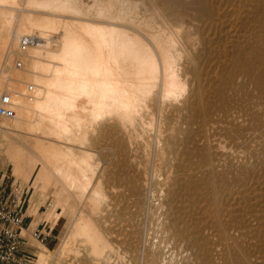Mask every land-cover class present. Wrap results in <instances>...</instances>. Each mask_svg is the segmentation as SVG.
<instances>
[{"label":"bare ground","instance_id":"bare-ground-1","mask_svg":"<svg viewBox=\"0 0 264 264\" xmlns=\"http://www.w3.org/2000/svg\"><path fill=\"white\" fill-rule=\"evenodd\" d=\"M157 1L94 0V2L90 5L84 3L82 0H0V96L3 92L9 93L12 101L11 106L16 110V115L14 118H3L5 120L3 124L0 125V128H5L3 129L5 131L3 132L5 136H10L12 133L13 135H15V132H24L32 136V139L26 138L25 136L20 138L22 139V141L32 142L33 147L35 149L33 150L34 152H31L32 154H26L22 149L18 148V151L15 150L16 147H19V145H16V147L13 149V152L15 150L13 156L15 158V166L14 163L13 166L16 168L14 169V171L16 170L17 172L22 173H34L33 170L35 168H38L39 180L40 178L43 179V177L44 179H46L47 177L49 179H55L56 183L61 188V193L65 195V199H67L69 195L75 198L74 202L76 200V203L73 204V207L77 205L79 199H87L86 205L88 207V210L86 211L85 209L82 210L79 208L80 215L76 220L73 221V225H70L72 228L70 231H68V237L66 240H64L65 238L63 239L64 241L62 242L61 248L59 249L60 252H63V256H57V258L54 259L55 264H67V262L64 260V257L66 258V256H64L66 255L64 254V252H67V250L70 249L71 251L72 249L74 250V247L76 245H74V243L78 239L82 242L81 244L85 246L86 251H89L88 254H91L92 256H94V258H96V264H109L106 262V260H108L106 259V257V260H100L101 257L104 258L105 251L107 249H112L117 254V262L115 263L126 264L127 262H133V258L135 260V256L130 254V250L126 246H124L128 245V242H130L128 241V234H133L134 237H136V240L133 243L134 245L132 246L134 247V250H136V248L142 244H144L145 248L154 245L151 243L152 234L156 237H159L161 235L162 241H160L156 245L158 246V248L153 250L152 253V255L157 256V258L159 259L158 261L160 262L163 261V245L160 243H163L164 241L168 242L167 236L169 235H175L176 237L171 236L172 239L175 238V242L179 243L182 247L191 249L195 246L194 243L192 245L189 241H187L188 238H186V234L184 232L185 230L181 228V225L177 224L180 228L179 231L175 230V233L172 232L169 228L170 223L172 221L170 217L173 214V205L170 204L167 197L170 195V188L174 184L173 180L178 174V169H180V167L179 164H177L175 161L176 159H178L179 150L174 148V145L168 146L169 142L165 143L164 141V133L167 130L165 128V121L168 114L167 111H169L171 107L177 109L180 113L183 109H188V106L191 104L192 107L193 105H197L196 107H198L199 109H201V106L203 107V105H201V97L196 96L194 85H192L188 77H186L182 73V68L183 66H185L184 64L186 62H191V59L193 58L185 35V31L187 29L186 25H189V19H187V17H192L189 15L192 12H188L192 8L194 9L195 14L193 15L196 16H193L191 18L194 20L198 19V16L202 17L210 13L211 17H213L212 21L214 22H219L223 20L226 15H228L227 17H234L235 20H238L242 24H245L248 23V21L250 22L251 20H254L256 22L257 12L260 13L264 11V0H160L161 5H165L172 9V16L165 14ZM144 5H146V7ZM143 6L145 7V9H143ZM176 7L178 9H175ZM43 11L47 12L48 14L42 13ZM210 14L208 19L210 18ZM84 16H94L96 18H104L112 21L116 20L123 23L126 22V24L130 23L136 26L138 29L143 30L146 33V37L148 39H146L144 35H142L139 31H134L130 28L122 27L119 25L112 26L111 24L103 25L99 23H93V21L91 22L90 20L85 21L79 19L81 17L83 18ZM205 20L207 19H204L203 22H205ZM225 21L228 22V19H225ZM206 23H203V25H206ZM232 23L235 22L232 21ZM232 26L230 27L232 28ZM199 28L201 29L203 28V26ZM206 30L204 32L207 33ZM199 31L200 30L198 29V32ZM263 31L264 29H261V32ZM24 35H35L37 39L25 50H18L20 39ZM206 35L205 37L207 38ZM198 36L201 37V32L200 34L198 33ZM201 39L203 38L201 37ZM252 41L250 45H242V50L245 51V55H248L250 57L255 56L249 60H246L245 66L247 67L251 65L250 61L258 59L262 60L264 58V51H257L255 49V45L258 43V38L252 39ZM198 42H200V40ZM194 48L197 49V47ZM222 52L223 50H221V53ZM6 56L7 59L9 58V61L4 64ZM16 57L22 59L23 66L18 67L16 65V68L14 69V67L12 66L14 65V63L12 64V62ZM221 57L224 56L221 55ZM227 57L229 56L227 55ZM213 64L215 63L213 62ZM213 64H210V67H212ZM252 65L254 67L253 63ZM262 67H258L256 69H261ZM253 74L254 77L257 79V82H261V84L259 85L264 87V71L262 72L259 70ZM216 78L218 77H215V79ZM255 78H253V80H256ZM248 80H251V78ZM220 81L224 82L222 79ZM208 82L211 83L213 82V80L211 82ZM252 87L253 86L249 87V90L250 88L252 90ZM259 87L260 86H258L257 89H259ZM198 88H200V86ZM221 91L220 95L218 96L222 95ZM261 95L263 96V94ZM237 96H239V94ZM260 97L261 96H259V98ZM252 98L253 96L251 97V99ZM218 100L220 101V99ZM239 100L237 101V103H239L240 105L242 102L240 103ZM249 103L244 104L247 105ZM236 105L239 106L238 104ZM262 105H264V102ZM258 106L260 107V105ZM240 108L241 107H239L238 109ZM158 109L159 118L157 119V121L155 115ZM254 109L255 108H253V110ZM218 111L219 112L216 113L215 116L211 118L209 117L210 119L206 121V126L201 136V140L208 145L210 141H208V139H210V137H212L213 135H216L220 123L222 124L223 122H230L231 124V121L236 117V112H239L238 110L234 109L233 105H230L228 103L221 107L220 110L218 109ZM250 111H252L251 108ZM246 112L244 113L246 114ZM251 113L252 112H250V114ZM238 114L240 113H237V115ZM244 116L245 115H243V118L245 119ZM257 117L260 116L258 115ZM243 118L241 117L239 121ZM179 120L172 126L171 129L172 134L174 135V143L176 144V146H179L181 144L178 140H176V138L181 137L182 133L184 134V124H190L192 122V118L191 116L189 117L185 115V119H182V122H180ZM258 120L255 122H258L259 126L260 120ZM245 121L249 120L246 119ZM236 122L239 123L238 121ZM110 123L117 124L124 132H126L129 138V143L131 145L135 141H137V139L141 138L144 141L143 150L147 157H149V155L151 154V132L156 131L155 140L153 141L156 142V158L153 168L150 170V168L148 169V166H146L145 168L147 169H145L140 174H138V176H136L134 186L132 188L134 193L131 191L132 194H134L132 197H134V205L136 206V208L135 211H133L134 213L130 220L126 219L123 223L124 231L120 233L122 238L119 242H117V247H114V244L108 236V234L110 233L106 227V224H108L107 217L105 216L100 221L102 223H100L98 219L95 218L94 214L99 212V210H107L106 206L108 201V193L106 192L105 187L103 186L101 178L97 176L99 167L98 162L100 161L96 162L94 159V155L88 150L84 149V147H86V145H88L90 141L91 134H94L101 124ZM248 124L250 125V123ZM255 125L253 127H255ZM232 127L233 126H231V129ZM249 127H251V125ZM249 127L247 129H249ZM236 129H234L233 132L235 135ZM262 129H264L263 126ZM250 130H252V127ZM227 133L228 132L226 131V135ZM241 133L243 134V132ZM222 134L224 135V133ZM244 134L246 135V133ZM13 137L14 136H12V138ZM223 137H225V135ZM253 141L254 140H252V142ZM261 141L262 140H260V142ZM10 143L11 142H9L8 146L10 145ZM9 147H11V145ZM138 148L140 147L137 146V149ZM225 148L227 149L226 146ZM90 150H92V148H90ZM257 150H259L260 152V149ZM149 160L150 159H148V161ZM204 161L205 165L211 169L214 168V166L219 162L218 159L212 158L206 159ZM212 174L213 173H211V175ZM17 175L19 176V174ZM242 180L244 181V179ZM44 182L46 184L47 181L44 180ZM57 184L56 186H58ZM212 187L214 188V186ZM54 189H56V187ZM244 190H241L243 194H245ZM59 193L60 192H58L57 194ZM259 193L257 195H259ZM260 197L262 198V196ZM56 200H58V198ZM253 201L255 200L253 199ZM257 202H259V200ZM234 204H236V202ZM126 205L128 206L127 203ZM257 205H262V203H257ZM253 206H255V204ZM139 214H145V217L143 216L144 219L136 220V215ZM261 216L262 215H260L259 217ZM231 217L233 216L231 215ZM253 217V221H255L254 213ZM213 223L214 222L212 220L208 221L205 224L204 228H206V230H208L209 232H212L213 229H215ZM237 229L239 230V228ZM224 230L228 231V228H225ZM238 233H240L241 235L240 230ZM260 235L258 234V236ZM227 236L228 235H226V237ZM78 248L75 249L76 251H72V256L73 253H78L80 251V248ZM217 249L220 248L217 247ZM53 252L54 251H50V249L47 251L44 250L38 252L36 259L37 264H45V261H47L48 257L51 256ZM79 253L77 255H80ZM69 256L71 255L69 254ZM76 261H74V263ZM109 261H112V259H110ZM143 264H149V261L144 260Z\"/></svg>","mask_w":264,"mask_h":264},{"label":"rangeland","instance_id":"rangeland-1","mask_svg":"<svg viewBox=\"0 0 264 264\" xmlns=\"http://www.w3.org/2000/svg\"><path fill=\"white\" fill-rule=\"evenodd\" d=\"M82 1L84 3L90 4V5L94 2V0H82ZM157 2H158V4H160V7L162 8V11L165 14L172 16V12H171L172 9L171 8H169L165 5H161L160 0H158ZM144 6L146 7V5H144ZM144 6H143V9H145ZM175 9H178V8L176 7ZM191 10H189V12H188V13L192 12L189 15L192 17L196 16V15H193V14H195L194 9L192 8ZM42 13L48 14L47 12H44V11ZM209 14L210 13H208L202 17L198 16V19H195L196 21L194 19H191L192 17H187V19H189L188 20L189 25H186L187 29L185 31V35H186V40L188 41V46L192 52L193 58L191 59V62H189V63L186 62L184 64L185 66H183V68H182V73L186 77H188L189 81L192 83V85H194V88L196 91V96L201 97V99H202L201 105H203V107H205L206 109L208 108V109L206 110L202 106H201V109H199L198 107H196L197 105H193V107H192V104H191V105H189L190 107L188 106V109H183L182 112L180 113V112H178L177 109L171 107L169 109V111H167L168 114H167L166 121H165V128L167 130L164 133L165 143L169 142L168 146L174 145V148L179 150L178 159H176L175 161L177 164H179V167H180V169H178V174L175 176V178L173 180L175 185L173 184L171 186L170 195L167 197L170 204L173 205L172 206L173 207V214L170 217L172 221L170 223L169 228L172 232L175 233V230L179 231V228H180L177 224L181 225V228H183L185 230V231L184 230L183 231L186 234V238H188L187 241H189L192 245L194 243L195 246L192 247L191 249H188L186 247H182L179 243L175 242V238L172 239L171 236L174 237L175 235H173V234L169 235V236H167L168 242L164 241L163 243H160L163 245V250H162L163 261L160 262V261H158L159 259L157 258V256L152 255V253H153V250L158 248V246H156V245L160 241H162L161 235L159 237H156L155 235L152 234V236H151L152 242L151 243L154 245H151L150 247L145 248L144 244H142V245H139L136 248V250H134V247H132V246L134 245L133 243L136 240V237H134L133 234L132 235L128 234V238H129L128 241H130V242H128V245H124V246H126L130 250V254L135 256V260L133 258V262H127L128 264H130V263L131 264H143L144 260H148L149 264H256V263L264 264V260H263L264 259V221H263L264 220L263 219L264 218L263 217L264 216V209H263L264 208V203H263V201H264V167H263L264 166V138H263L264 129H262V126L264 128V121H263L264 120V115H263L264 114V105H262L264 102V90H263L264 87L259 85V84H261V82H257V79L254 77V74H253L259 70L262 72L264 71V62H263L264 58L262 60L258 59V60L250 61L251 65L247 67V66H245L246 60H249L255 56L250 57L248 55H245V53H244L245 51L242 50L243 44L250 45L252 39L258 38V43L255 45V49L257 51L258 50L264 51V31L261 32V29H264V27H262V26H264V11L260 12V13L257 12L256 22L254 20H251L250 22L248 21V23H245V24H242L238 20H235L234 17H232V18H231V16L227 17L228 15H226L223 18V20H221L219 22H217V21L214 22V21H212L213 17H211V14H210V18L208 19ZM203 18L207 19V20H205V22H203V20H204ZM79 19L85 20V21L90 20L91 22L93 21V23H99V24H103V25L104 24L105 25L111 24L112 26L113 25L114 26L119 25L122 27L130 28L134 31H139L142 35H144V37L146 39H148L146 37V33L143 30L138 29L136 26H134L130 23L126 24V22L123 23V22L116 21V20L112 21V20L104 19V18H98V17L96 18L94 16H90V17L84 16L83 18L81 17ZM225 19H228L229 23L226 22L227 20L225 21ZM230 20H231V22H230ZM114 21H116V22H114ZM232 21L235 23H232ZM203 23L204 24L206 23V25H203ZM216 23H217V25H216ZM219 23H221V24H219ZM218 24H219V26L220 25L221 26L219 27ZM232 24L235 27H233ZM200 25L203 26V28L200 29L199 28V27H201ZM230 26H232V28ZM205 28L209 29V30H206ZM219 28H221V29H219ZM198 29L200 30L199 32H198ZM202 29H203V31H202ZM204 29L207 31V33L204 32L205 31ZM223 30H224V32H223ZM221 31L223 34L221 33ZM200 32H201V37L203 39H201V37L198 36V33L200 34ZM202 34H205V35L207 34L206 35L207 38L205 37V35H202ZM209 34H211V35H209ZM196 36H198V37H196ZM190 39H192V40H190ZM196 40H197V42H196ZM199 40H200V42H198ZM209 40H211V41H209ZM191 47H192V49H191ZM194 47H197V49ZM220 48H221V50H223L222 53H221ZM194 50H196V51L198 50V51L196 52ZM193 52H194V54H193ZM221 55L224 57H221ZM227 55L229 57H227ZM5 58L7 59V56ZM17 58L18 57L14 58V60L12 62V64L14 63V65H12L14 67V69L16 68V65H17V60H18ZM6 59L4 61V64H6L9 61V58L7 59V61H6ZM212 59H214V60H212ZM228 59H230V60H228ZM221 60H223L224 62ZM213 62L215 64H213ZM224 63L225 64L228 63V64L225 65ZM252 63L254 64V67H253ZM210 64H213V66L211 65L212 67H210ZM216 64H218V65H216ZM255 64L257 67L255 66ZM241 65H243V66H241ZM228 66H230V67H228ZM258 67H262V68L256 69ZM214 68H216V69H214ZM225 68H227V69H225ZM202 69H204V70H202ZM207 69L208 70L211 69V70L208 71ZM222 71H224L227 76ZM207 73L210 75H208ZM228 73H229V75H228ZM218 75L221 76V79L226 84L224 82L220 81L221 79H220V76H218ZM215 77H218V78L215 79ZM210 78H212V79H210ZM226 78L228 79V81ZM250 78H251V80H248ZM253 78H255L256 80H253ZM212 80H213V82H211ZM208 81H210L211 83H209ZM204 84H206V85H204ZM222 84H223V86H222ZM199 86H200V88H198ZM221 86L223 87L224 91H223ZM224 86H225V88H224ZM230 86H232L233 88ZM251 86H253L252 90H251V88L249 90V87H251ZM258 86H260L259 89H257ZM254 89H256V90H254ZM260 89H262L263 91ZM219 90L220 91L222 90L224 92L223 93L221 91V93H222L221 96H218V95H220ZM232 91H234V92H232ZM241 92H242V94H241ZM216 93H217V96H216ZM259 93H260V95H259ZM238 94H239V96H237ZM261 94H263V96ZM251 95L253 96V98H252L253 100L251 99V97H252ZM259 96H261V97L259 98ZM218 99H220V101ZM234 99H235V101L237 99L238 100L240 99L239 102L240 103L242 102V103L239 105V103H237L238 100L235 102ZM245 100H246V102H245ZM247 101H249L250 103ZM251 101H253V102H251ZM227 103L230 105H233L234 109L238 110L239 112H236V117L231 121V124H230V122H226V123L223 122L222 124H224L225 125L224 126L220 123L219 129H218L220 132L217 130L216 135H213L212 137H210V139H208V141L210 140L209 145L204 143L201 140V136L204 132V129L206 126V121H208L211 117L215 116V114L219 112L218 109L220 110V108L223 107L224 105H226ZM244 103L245 104L249 103V104L245 105ZM253 103H256V104H253ZM236 104H238L239 106H237ZM241 105L243 106L244 109L246 107V109L244 110ZM244 105H245V107H244ZM255 105H257V106H255ZM258 105H260V107ZM248 106H251V107H248ZM261 106H262V108H261ZM239 107H241L240 108L241 110L238 109ZM247 108H249V109H247ZM250 108L252 111H250ZM253 108H255L254 110L256 113L254 112ZM257 109H258V111H257ZM212 110H214L215 112ZM249 111L252 113L250 114ZM201 112H203V113H201ZM244 112H246V114ZM248 112H249V115H248ZM237 113H240V114L237 115ZM179 114H181V115H179ZM185 115L189 116V117L191 116L192 122L188 125L186 123L184 124L185 131H184V134L183 133L181 134L182 138L181 137L176 138V140H178L181 144L179 146H176V144L174 143L175 142L174 137H173L174 135L172 134L171 129H172V126L179 120V118H180L179 121L182 122V119H185ZM243 115H245L244 116L245 119L243 118ZM246 115H247V117H246ZM256 115L257 116L259 115L260 117H257ZM249 116H251V117L254 116V117L251 118ZM155 117H156V120L159 118V109L156 111ZM181 117H182V119H181ZM239 117L240 118L242 117L243 119L239 121V119H240ZM237 118H239V119H237ZM261 118H263V119H261ZM246 119H248L249 121H245ZM4 120L5 119L0 118V125L3 124ZM257 120L261 123V124L259 123V126H258V122H255ZM236 121H238L239 123H237ZM247 122L250 123L252 130H250L251 127H249L250 125ZM242 123H243L244 127H243ZM228 124H229V126H228ZM235 124H236V126H235ZM241 125H242V127H241ZM254 125H255V127H253ZM231 126H233L234 128L232 127V129H231ZM227 127H228V129H227ZM245 127H246V129H245ZM248 127H249V129H247ZM0 129H1L0 130V147L4 146V147L0 148V150H1L0 151V190L5 192L9 186L18 183L23 187V189L25 191L26 217H25V221H24V225H23V228H24L23 230L27 235V237H26L27 243L24 246L25 256L28 258L29 264H37L36 259H37L38 252L44 251V250L47 251L50 249V251H54V252L51 256L48 257L47 261H45L46 262L45 264H55L54 259H56L57 256H60V255L63 256V252H60L59 249L61 248L62 242L67 239V237H68L67 234H69L68 231H70L72 228L71 226L73 225V221L76 220L78 218V216L80 215L79 210L80 209H82V210L85 209L86 211L88 210L87 209L88 207L86 205L87 199L86 198H85V200H84V198L79 199L78 200L79 202L77 203V205L73 207V204L76 203V200L74 202L75 198L73 196L69 195L67 197V199H65L66 198V197H64L65 195H63L61 193V188L56 183L55 179H49L47 176H45L47 178L44 179V177H43V179L45 181H47L46 182L47 185L45 184L43 179L40 178V180H39L38 168H35L33 170L34 173H32V172L31 173H29V172L22 173V172H17L16 170L14 171V169H16L14 167L15 166V162H14L15 158L13 157L15 150L18 151V148L22 149L26 154H30L31 152H34L33 150H35V149L33 147L32 142L22 141V139H21L23 136H25L26 138L32 139V136H30L24 132H17L19 134H17L15 132L14 133L15 135H13V133L11 134L12 136H14L12 138L11 135L10 136L4 135L3 132H5V131L3 129H5V128H0ZM177 129H179V128H177ZM234 129H236L235 130L236 135L233 133ZM224 130H226L228 132L227 135H226V131H224ZM239 130H240V132H239ZM246 130H247V132H246ZM241 132H243V134ZM151 133H152V135H151L152 146L150 148L151 154L149 155V157H147V155L144 153V150H143L144 141L141 138L137 139V141H135L131 145L129 143V138H128V135L126 134V132H124L120 128V126H118L117 124H114V123L101 124L98 127L97 131L94 134H91L90 141H89L88 145H86V147H84L85 150H88L89 152H91L94 155V159L96 162L100 161V162H98L99 167H98L97 176L99 178H101V180L103 182V186L105 187V190L108 193V201H107V206H106L107 210L106 211L99 210V212L95 213L94 215H95V218H97L99 222L105 216L107 217V223L108 224H106V227L110 233V234H108V236L110 237L112 243L114 244V247H117L116 246L117 242H119L122 238L120 233H122L124 231V228H123L124 221L126 219L130 220V218L132 217V215L134 213L133 211H135V208H136V206L134 205L135 204L134 197H132L134 195V194H132V192H133L132 188L134 186L136 176H138V174H140L142 171L147 169V168H145L146 166H148V169L150 168V170H151L153 168V165L155 162L156 142H153V141L155 140L156 131H152ZM222 133H224L225 137H223L224 135ZM244 133H246V135ZM240 134H241V136H240ZM262 134H263V136H262ZM249 135H251V136H249ZM15 136H17V137H15ZM237 136H239V137H237ZM218 138H219V140L221 138L220 141L222 143L218 140ZM245 138H247V139H245ZM225 139L227 140V142ZM252 140H254V141L252 142ZM260 140H262V141L260 142ZM217 141H219V142H217ZM9 142H11L10 143L11 147H9L10 145L8 146ZM224 142H226V143H224ZM258 142H260V143H258ZM13 143L15 144V146ZM137 143H138V145H137ZM217 143H219V144H217ZM236 143H237V145H236ZM12 144H13V146H12ZM16 145L17 146L19 145V147H16ZM220 145H221V147H220ZM137 146L140 148L137 149ZM168 146H167V148H168ZM225 146L227 147V149L225 148ZM250 146H252L253 148ZM14 148H15V150L13 152ZM90 148H92V150H90ZM195 149H197V150H195ZM257 149H260V152ZM246 151H247V154H246ZM255 152H257V153H255ZM9 153H10V155H9ZM12 153H13V155H12ZM249 153H251V154H249ZM258 153H259V155H258ZM241 155H243V156H241ZM245 155H247V156H245ZM257 155H258V157H257ZM240 156H241V158H240ZM204 157L206 159H210V158L218 159L219 162L216 164L217 166L215 165L214 168L211 169L205 165L204 160H206V159ZM251 158H252V160H251ZM134 159H135V161H134ZM148 159H150V160L148 161ZM241 160H242V162H241ZM13 163H14V166H13ZM203 163H204V165H203ZM220 168H222V169H220ZM231 170H234V171H231ZM205 171H207V172H205ZM226 172H227V174H226ZM211 173H213V174L211 175ZM214 173H215V175H214ZM17 174H19V176ZM204 174H206V175H204ZM28 175H29V177H28ZM213 175L216 177H214ZM242 179H244V181ZM221 180H222V182H221ZM55 183L58 186H56ZM54 184H55V186H54ZM236 184L238 185V187ZM210 186L211 187L214 186V188L212 187L213 190ZM55 187L57 190L54 189ZM243 187L246 190V192L243 189ZM209 188H211V189H209ZM240 189L242 191L244 190L245 194H243V192ZM55 190H56V192H55ZM215 191H216V194H215ZM58 192H60V193L57 194ZM217 192L219 195L217 194ZM261 192H262V194H261ZM258 193H259V195H257ZM56 194H57V196H56ZM60 194H62V195H60ZM128 194H130V195H128ZM236 194H237V196H236ZM260 196H262V198ZM62 197H64V198H62ZM131 197H132V199H131ZM205 197H206V199H205ZM226 197L228 198V200ZM57 198L59 201L56 200ZM233 199L235 200L236 204H234L235 202ZM253 199L255 201H253ZM257 199L259 200V202H257L258 201ZM215 200H217V201H215ZM226 200H227V202H226ZM240 200H242V201H240ZM245 202H247V203H245ZM56 203L59 205H57ZM126 203L128 204V206L126 205ZM257 203L258 204L262 203V205H257ZM254 204H255V206H253ZM259 206L261 207L262 212H261V209ZM227 209H229V210H227ZM228 211H230V212H228ZM253 213L255 215V221H253L254 220ZM255 213L258 215H256ZM250 214H251V216H250ZM231 215L233 217H231ZM260 215H262V216L259 217ZM143 216L145 217V214L136 215V220L144 219ZM249 219H251V220H249ZM210 220H212L214 222L213 225L215 226V229H213L212 232H209L208 230H206V228H204L205 224ZM242 220H244V221H242ZM100 223H102V222H100ZM255 224H257V225H255ZM102 226H103V224H102ZM242 226L245 227L246 229L243 228ZM260 227H261V229H260ZM225 228H228V231L224 230ZM237 228H239L241 235H240V233H238L239 230ZM33 230H37L38 233H40L39 238H34L32 236ZM205 231H207V232H205ZM243 232H244L245 237L243 236ZM255 232L256 233L258 232V233L256 234ZM219 234H220V236H219ZM258 234L259 235L261 234V235L258 236ZM226 235H228L229 237L228 236L226 237ZM76 242L74 243V245L76 244L75 245L76 248L73 246L74 250L79 247L80 248L79 252H81L83 255L79 252L78 253L80 255H77L78 253L75 252L76 254L73 253V256H72V251H74V250L73 249H72V251H71V249L67 250V252H64V254H66V255H64V256H66V258L64 257V260L67 262V264H70V262L73 261V259H74V261H76L77 259L78 260L75 263H74V261L71 262V264H73V263L74 264H77V263H79V264L80 263L81 264H83V263L84 264H96V258H94V256H92L91 254H88L89 251L88 250L86 251L85 246L81 244L82 242L79 241V239ZM82 246H84V247H82ZM217 247H219L220 249H217ZM217 250H218V252H217ZM112 251L114 252V250H112V249H107L105 251L104 258L101 257L100 260H104L106 257V259H108V260L105 259L107 263L118 264V263H115V262H117V254L115 252H114L115 253L114 254ZM69 254L71 256H69ZM80 258H82V259H80ZM110 259H112V261H109ZM219 259H220V261H219ZM230 261H231V263H230Z\"/></svg>","mask_w":264,"mask_h":264},{"label":"built area","instance_id":"built-area-1","mask_svg":"<svg viewBox=\"0 0 264 264\" xmlns=\"http://www.w3.org/2000/svg\"><path fill=\"white\" fill-rule=\"evenodd\" d=\"M35 35H24L19 42L18 50H25L33 44ZM18 67L23 66V61L17 58ZM9 93L3 92L0 96V118H14L16 110L11 106ZM26 217L25 191L20 184H14L3 192L0 190V264H29L24 253L26 233L24 221ZM34 238H39L37 230L32 231Z\"/></svg>","mask_w":264,"mask_h":264}]
</instances>
